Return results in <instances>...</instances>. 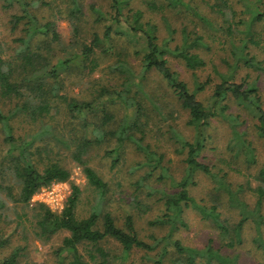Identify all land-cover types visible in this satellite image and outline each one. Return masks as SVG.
Segmentation results:
<instances>
[{
  "label": "trees",
  "instance_id": "1",
  "mask_svg": "<svg viewBox=\"0 0 264 264\" xmlns=\"http://www.w3.org/2000/svg\"><path fill=\"white\" fill-rule=\"evenodd\" d=\"M6 1L10 5L18 2L23 9L22 14H13L10 19L11 30L13 32L20 30V35L15 38L12 52L8 54L9 57L0 54V96L14 103L9 111L0 110V124L5 132L1 149L3 164L0 166V175L4 174V180L0 179V191L5 193L7 200L16 204H29L32 196L41 187L54 181H67L71 177V168L64 165L57 159L58 157H52L58 153L71 154L73 161L83 166L89 183L101 192L106 189V181L90 164L91 151L96 145H101L104 141L117 136L116 143L119 146H113L106 151V154L111 157L112 168H115L121 161L123 145L127 140L125 139L127 122L117 131L105 129V125L113 118L103 98L104 95L111 93L107 87L103 86L101 92L94 99L89 100L61 94L62 87H57V84L61 82V73L65 70L73 68L83 70L89 67L91 71L96 70L100 65L97 55L101 50L105 54L117 56L116 64L111 65V68L114 66L115 70L122 72L125 81L121 85L124 88L116 94L117 97L126 100L125 93L131 92L132 83L128 80L132 70L125 58L127 52L115 50L116 37L128 38L133 44L135 54L140 57L142 70L145 72L143 79L152 71L160 73L181 106L188 110L190 126L199 131L203 126L209 125L211 117L216 115L223 117L232 129L229 147L233 156L242 159L248 167L259 165L257 149L253 140L247 137L248 130L240 129L246 124V120H241L239 114L227 112L230 105L223 104L230 97L247 110L256 120L254 123L256 135L264 141V102L257 83L250 82L246 78L240 83L235 80V74L241 66L253 68L260 66L259 61L257 62L256 57L251 54V47L260 45L264 41L261 33L256 31L257 23L259 21L264 23V11L259 5H256V9L252 11L250 4H254L253 0H245L249 2L246 5L244 0H240L250 14L249 18L246 17L245 7L242 8V13H239L240 11L235 9L229 0H214L213 3L208 1L211 11L216 12L224 20L216 23V28L210 31L214 36H227L232 57L227 73L217 71L221 82L216 86L213 105L204 104L198 97V93L207 87L208 82H200L197 79L195 87L191 89L168 59L169 56L178 58L193 71L205 66L206 61L197 49L209 47L205 37L208 32H202V34L185 27L181 31V42L178 41L173 45L175 29L170 27L169 23L170 37L161 39L158 34L159 26L152 20L145 19V12L141 8L132 7V0H110L108 10L93 7L95 21L102 23L104 29L102 32L94 31L88 35L84 33L86 14L82 10L80 1L66 0L73 32L70 42L73 51L67 57H57V49L64 47L57 21L48 19L43 22L32 11L31 6L34 3L27 0ZM260 1L262 0L257 2ZM145 2L154 12L164 11L167 8L180 11L191 8L188 0H146ZM44 4L47 5L45 1ZM204 18L200 17L201 20ZM205 19L204 22H206ZM212 35L208 33V36ZM140 92V90L137 91V93ZM144 99L145 97L141 96V100ZM58 101L65 104L67 113L72 117L79 119H81L80 116L83 117L82 124L71 122L72 136L64 134L59 125L51 124V129L45 127L46 130L42 132L51 136V139L43 145H37L36 138L28 139L16 135L15 120L17 118L29 119L32 123L46 121L53 110L58 108L56 106ZM141 104L139 101L140 106L137 108L135 122L140 120L142 109L145 110L144 105L141 106ZM99 107L104 112L102 122L96 118L94 121L90 120V113H95ZM101 128L104 130L103 136L99 133ZM139 147L142 146L139 144ZM204 148V138L196 137L193 142L182 139V149L187 150L185 162L188 173L176 182L178 189L164 192V214L151 222L154 225L169 227L168 234L159 241L160 245H152L141 238L132 215L126 216L122 225L111 212L100 214L95 211L88 217H79L77 207L82 190L76 184L72 185V192L61 213L54 212L44 204H39L40 211L37 213L36 221L39 236L50 239L61 230L69 231V235L55 251L56 264H125L135 249L152 251L157 246L160 248L153 264H166L167 260H171L173 264H198V258H205V264H239L236 259L222 254L211 241L205 248L198 249L184 245L181 239L175 237L180 229L187 227L183 216L185 207H193L205 218L211 219L220 229L221 237L229 247L242 243L247 224L254 223L257 234L254 241L264 251V161L258 172L252 175L254 180H250L247 187L239 185L234 188L232 183L225 180V175L219 176L213 171L212 166L200 160V153ZM154 156V152H149L151 160ZM161 159L162 156L154 159L156 166L160 165ZM8 171L15 179H18L20 184L18 192H15L17 187L14 184L2 183V181L5 182ZM198 171L214 179L216 186L212 194L218 195L221 199L224 197L223 194H226L230 207L240 210L241 217L237 222L223 217L220 211L221 205L206 204L192 195L190 187L196 184L193 175ZM159 178L165 177L162 175ZM253 181L256 183L255 186L252 185ZM247 189L257 196L254 208H251L239 195ZM3 204L4 201H0V205ZM109 240H114L121 245L120 254L113 253L104 246ZM8 241L9 238L1 237L0 247ZM170 247L175 249V256ZM24 250V247L16 248L9 256L0 258V264H18Z\"/></svg>",
  "mask_w": 264,
  "mask_h": 264
},
{
  "label": "rangeland",
  "instance_id": "2",
  "mask_svg": "<svg viewBox=\"0 0 264 264\" xmlns=\"http://www.w3.org/2000/svg\"><path fill=\"white\" fill-rule=\"evenodd\" d=\"M34 3L32 11L45 22L48 19L57 21L58 30L61 33L64 43L63 49H57V57L69 56L73 49L70 42L73 36L72 25L68 12V2L66 0H27ZM44 1L47 5L44 4ZM82 10L85 12L84 33L92 34L94 31L102 32L104 25L95 21L96 15L93 13V7L109 9L110 0H79ZM146 0H132V7L141 8L145 12V19L152 20L159 26L161 39L169 38V25L175 29V40L173 45L181 42V31L183 28L196 30L200 33L212 32L218 22L224 21L216 12H212L208 1L214 0H188L191 8L183 10L167 8L164 11H151ZM232 6L242 13L247 1L243 4L240 0H229ZM253 0L250 4L252 11L256 5L264 11V0ZM21 4L14 2L10 5L6 0H0V54L9 57L15 45V38L20 35V30L13 32L10 26V19L13 14H22ZM196 11V13H195ZM249 18L250 14L247 13ZM198 14V15H197ZM237 16V15H236ZM200 17H205L200 19ZM167 18V19H166ZM216 21V22H215ZM169 23V25H168ZM217 23V24H216ZM211 30V31H210ZM256 31H259L264 39V23L259 21L256 25ZM205 35L209 47H201L197 52L205 59L206 65L193 71L188 69L184 62L173 56H169V62L181 78L189 85L191 89L195 87V81L208 82L207 87L198 93L200 100L206 105H213V95L221 78L217 71L227 73L229 71V62H232L231 51L225 35ZM203 34V33H202ZM214 36V37H213ZM115 50H124L127 52V62L132 70L128 82L132 83L131 92L127 94V99L122 100L117 97V91L124 88L121 86L125 81L122 72L115 70L117 56L105 54L99 50L97 59L100 65L96 70L91 71L90 67L86 69L73 68L61 73V94H67L70 97L78 99H94L103 86L110 90V94L103 96L107 102V110L112 115V120L105 125L108 130H120L127 122L126 142L123 145V154L120 163L112 168L111 157L106 154L107 149L118 147L116 143L117 136L110 140L104 141L101 145H96L91 151V166L106 181L107 187L101 192L89 183V180L79 165L72 159L69 153H58L52 157L59 159L64 165L71 168V177L67 181H54L41 187L31 198L29 204H16L7 200L3 191H0V238H9V241L0 247V258L9 256L16 248L24 247L23 256L18 264H56L57 255L55 253L69 231L61 230L53 235L50 239H45L38 235L36 221L37 213L40 211L39 204L52 209L54 212L61 213L64 209L67 198L72 192V185H78L81 190V199L77 207L79 217H88L93 212L104 214L111 212L117 218L118 223L122 225L126 216L134 217L136 228L141 238L152 245L158 244L162 237L168 234L169 227L151 224L152 221L161 217L165 211L163 194L165 191H175L176 182L180 181L187 175V150L182 149V139L194 141L195 138L205 139V148L200 153V160L210 166L219 176H226L225 180L233 184L234 188L239 185L247 187L249 181L254 180L255 175L264 161V141L256 135L254 123L256 120L252 115L239 106L233 98H228L223 102L230 105L227 112L241 115V120L245 119L246 124L240 129L248 130L247 137L254 142L259 158V165L248 167V165L239 158L233 156L229 147L231 138V126L223 117L216 115L210 118L209 125H205L199 131H196L189 125V112L181 106L173 90L157 71H152L143 79L145 72L142 70L141 59L135 54V48L127 38H118L114 40ZM118 48V49H117ZM251 54L256 57L260 65L259 68L241 66L235 74L236 82L240 83L243 79L250 82L255 81L259 88V93L264 102V41L260 45L251 47ZM56 57V56H55ZM196 75V76H195ZM140 90V93L137 91ZM113 93V95H111ZM141 96L145 97L142 101ZM141 101L142 115L139 121L135 122L137 108ZM14 106L13 102L3 99L0 96V110L9 111ZM52 114L46 118V121L32 123L29 119L17 118L15 120V132L17 136L27 137L28 139L36 138V144L43 145L51 136L42 134L45 127L51 129V125H59L64 134L72 136L70 128L71 122L83 123V117H72L67 113L65 104L58 101ZM59 109V111H57ZM103 110L97 108L95 113H90V120L103 119ZM47 122V123H46ZM100 122V123H101ZM103 128L100 135L103 136ZM119 132V131H118ZM38 134V135H37ZM99 135V134H98ZM5 132L0 124V166L1 149ZM53 143V142H52ZM139 144L142 147H139ZM36 147V145L34 146ZM146 148V150H145ZM148 149V150H147ZM154 152L153 160L149 157V152ZM56 156V157H55ZM162 156L160 165L156 166V161ZM242 158V157H241ZM152 173V175H149ZM164 176V179L159 177ZM0 179L4 180V174ZM195 185H191V193L204 203H217L224 218H229L232 222H237L240 216V210L231 208L227 195L221 199L218 195L212 194L216 183L213 178L203 172H196L193 175ZM4 184H14L15 192H18L20 184L13 174L8 171L5 176ZM253 186L256 185L253 181ZM240 197L248 202L251 208L255 207L257 196L254 192L247 189L242 191ZM141 208H140V207ZM264 213V206H263ZM184 218L187 227H183L175 237L182 240L184 245L198 249L205 248L209 241L212 242L216 249L222 254L232 257L239 264H264V251L257 246L254 239L257 236L254 223H248L243 236L242 243L235 247H229L221 237L220 229L211 219L205 218L198 210L193 207H185ZM264 238V229H263ZM104 246L113 253H121V245L109 240ZM148 251L144 249H135L127 259L125 264H153L155 256L159 250ZM170 249H173L170 247ZM173 256H175V249ZM124 257V255L122 254ZM166 264H173L167 260ZM198 264H205V258H198Z\"/></svg>",
  "mask_w": 264,
  "mask_h": 264
}]
</instances>
